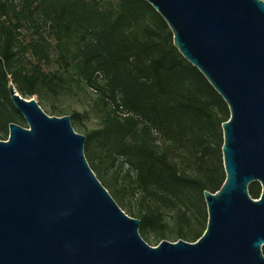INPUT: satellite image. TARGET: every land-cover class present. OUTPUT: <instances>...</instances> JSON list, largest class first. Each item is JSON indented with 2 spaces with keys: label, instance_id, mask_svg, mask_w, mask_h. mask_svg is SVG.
<instances>
[{
  "label": "water",
  "instance_id": "95a60500",
  "mask_svg": "<svg viewBox=\"0 0 264 264\" xmlns=\"http://www.w3.org/2000/svg\"><path fill=\"white\" fill-rule=\"evenodd\" d=\"M173 45L227 104L225 178L203 191L198 239L148 244L84 155L69 115H48L12 82L27 126L0 139V264H264V0H144ZM261 186L259 197L248 192Z\"/></svg>",
  "mask_w": 264,
  "mask_h": 264
},
{
  "label": "trees",
  "instance_id": "16d2710c",
  "mask_svg": "<svg viewBox=\"0 0 264 264\" xmlns=\"http://www.w3.org/2000/svg\"><path fill=\"white\" fill-rule=\"evenodd\" d=\"M146 16L153 17L157 27L145 23ZM24 29H30L31 35L20 40ZM158 30L163 31L164 38ZM70 35L81 42L77 56L86 81L90 83L94 74H100L105 81L99 87V93L111 102L103 129L110 151L124 157L134 170L135 182L140 189L168 200L173 207L183 209V214L190 210L199 215L197 225L201 228L198 231L188 235L179 229L176 233L177 240L195 241L207 222L202 207L205 203L203 191L219 189L225 173L219 168L209 170V167L198 176L178 173L167 155L150 143L146 129H140L138 124L145 123L148 128L162 131L171 139L187 130L194 142L199 135L196 127L203 124L220 127L228 119L229 109L203 74L173 45L167 23L148 2L23 0L14 3L0 0V130L5 129L0 138H7L6 123L11 114L23 119L10 99L8 83L12 82L21 94L28 96L37 93L40 87L55 91L60 77L45 73L39 62L49 58V38L59 47ZM27 54L34 61L26 59ZM62 57L65 56L60 52ZM181 84H186L187 92L178 95ZM172 92L175 97H170ZM116 96H119L118 100ZM213 108L218 111L215 113ZM174 125L179 126L175 133ZM118 134L121 135L119 144L111 138ZM217 136L213 151L217 150L216 158L220 163L218 153L223 134ZM91 137V134L86 137L87 150ZM207 154L204 148L198 157L202 164L208 160ZM260 189L256 181L248 186L253 198L259 197ZM194 196L197 197V208H191ZM131 215L140 219L142 231L154 227L161 218V215L144 212ZM262 247L264 254V245Z\"/></svg>",
  "mask_w": 264,
  "mask_h": 264
},
{
  "label": "rangeland",
  "instance_id": "374dc122",
  "mask_svg": "<svg viewBox=\"0 0 264 264\" xmlns=\"http://www.w3.org/2000/svg\"><path fill=\"white\" fill-rule=\"evenodd\" d=\"M12 1L20 3L23 0ZM145 23L152 27H157V21L151 16L145 17ZM158 32L161 37H165L163 31L158 30ZM21 33L19 36L20 40H24V38L28 39L31 35V30L24 29ZM154 39L158 40V38ZM61 44L58 47L56 42L49 38V58L39 62L45 73H54L60 77L61 81L58 82L59 86L55 88V91L46 87H40L37 93L28 96L21 94L14 84L17 92L26 99L34 98L48 115H69L73 129L85 136L84 155L89 166L126 214L131 217H136L131 215L136 212L161 215V218L154 227H148L143 231L138 229L140 235L148 244L156 245L163 239L175 241L177 240L176 233L179 229L188 235L193 231H198L201 228V226L197 225L198 214H193L190 210L186 214H183V209L178 206L173 207L168 200L140 189L135 182V172L124 157L115 153L112 154L108 140H106L105 133L103 132L106 124L105 121L111 110V102L108 98L104 97L103 99L99 93V87L105 81L100 74H94L95 77L92 76L90 83L86 81L81 71L82 68L78 63L77 52L81 45L78 37L70 35ZM60 52L65 57L60 58ZM25 58L30 59L31 57L27 54ZM31 59L34 61L33 58ZM185 85L181 84L178 88V95L180 92H187ZM173 93L170 97H175ZM177 93L175 92V95ZM118 97L116 96L117 100ZM6 107L9 109L8 104H6ZM213 109L215 113L218 111L216 108ZM121 113H124V111ZM11 115L6 123L7 136L9 121L27 126L24 119L14 114ZM1 117L2 114L0 113V119ZM138 127L146 129L148 132L146 137L150 143L157 151L164 152L167 155L168 161L175 167L178 173L187 176H198L208 167L209 170L219 168L220 171L224 172L221 148L218 153L220 163L216 158L217 150L216 152L215 150L213 151L218 141L217 135L221 134L222 137L221 126L207 127L206 124H203V126L196 127L199 135L194 142L191 140V135L187 130H184L182 135L178 134L177 137L171 139L162 131H154L148 128L145 123H139ZM173 129H175V133L178 131L176 129H179V126L174 125ZM4 131L5 129L0 130V136L4 134ZM88 134L92 135L88 142L89 150L86 149V137ZM111 138L119 144L121 135L118 134ZM204 148L208 151L206 156L208 160L202 164L198 157L204 151ZM192 203L193 206L190 207L197 208L196 196L192 198ZM202 207L207 215L206 204L204 202L202 203ZM185 240L191 241L189 239Z\"/></svg>",
  "mask_w": 264,
  "mask_h": 264
}]
</instances>
